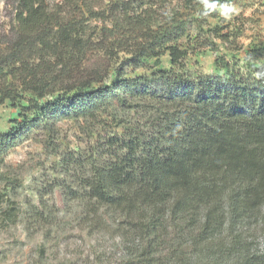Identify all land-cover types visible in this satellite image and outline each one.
<instances>
[{
  "label": "trees",
  "instance_id": "16d2710c",
  "mask_svg": "<svg viewBox=\"0 0 264 264\" xmlns=\"http://www.w3.org/2000/svg\"><path fill=\"white\" fill-rule=\"evenodd\" d=\"M240 1L17 0L0 163L35 141L52 164L23 209L0 174V225L23 217L40 254L74 224L119 244L61 264H264V38L239 46ZM208 52L214 70L193 73Z\"/></svg>",
  "mask_w": 264,
  "mask_h": 264
},
{
  "label": "rangeland",
  "instance_id": "374dc122",
  "mask_svg": "<svg viewBox=\"0 0 264 264\" xmlns=\"http://www.w3.org/2000/svg\"><path fill=\"white\" fill-rule=\"evenodd\" d=\"M17 0L0 1V44L3 41H10L13 38V11ZM50 4H55L61 0H48ZM166 7L168 12L177 11L181 0H159ZM238 16L240 20L235 23L236 27L241 28L244 37L238 40L239 46H247L252 40L264 38V0H241L235 7L231 15ZM199 66L193 69L195 74L207 75L214 70L213 56L203 54L199 59ZM191 72V73H192ZM143 112V111H141ZM142 114V113H141ZM15 111L11 108H0V132L4 133L10 129V120L15 118ZM77 131L72 124L65 123L61 125V135L66 138V142L75 145L78 141ZM42 155L41 147L35 141H27L13 152H11L0 163V174H5L9 178H16L23 182V187L17 193L9 195V198L23 209L28 202H35V193L41 183H36L34 178L39 180L43 175L50 177V166L52 161H46ZM42 166V171H34L36 166ZM5 187L0 179V190ZM60 197L55 196V202L60 204ZM68 220V217L61 216V221ZM23 217H20L14 225H0V264H37L39 260L47 261L48 264H61L65 260H83L92 252L94 245H99L105 249H119L117 243L108 236L89 237L80 227V225L65 226V229L59 227L56 233L52 235L47 248L42 254L39 249L42 245V239L39 235L30 236L24 229L22 223ZM104 237V242L100 238ZM99 240V243L97 241Z\"/></svg>",
  "mask_w": 264,
  "mask_h": 264
}]
</instances>
